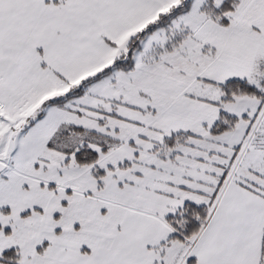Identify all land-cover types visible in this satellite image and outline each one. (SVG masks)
I'll return each instance as SVG.
<instances>
[{
  "label": "snow or ice",
  "instance_id": "6c2138e0",
  "mask_svg": "<svg viewBox=\"0 0 264 264\" xmlns=\"http://www.w3.org/2000/svg\"><path fill=\"white\" fill-rule=\"evenodd\" d=\"M0 264H264V0H0Z\"/></svg>",
  "mask_w": 264,
  "mask_h": 264
}]
</instances>
